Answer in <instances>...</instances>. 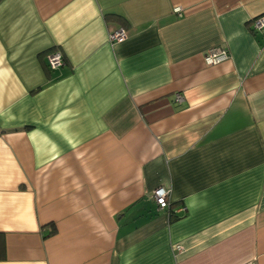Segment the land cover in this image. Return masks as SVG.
Segmentation results:
<instances>
[{
    "label": "crops",
    "instance_id": "obj_1",
    "mask_svg": "<svg viewBox=\"0 0 264 264\" xmlns=\"http://www.w3.org/2000/svg\"><path fill=\"white\" fill-rule=\"evenodd\" d=\"M259 14L264 0H0V264H264ZM212 47L228 58L206 65Z\"/></svg>",
    "mask_w": 264,
    "mask_h": 264
},
{
    "label": "built area",
    "instance_id": "obj_2",
    "mask_svg": "<svg viewBox=\"0 0 264 264\" xmlns=\"http://www.w3.org/2000/svg\"><path fill=\"white\" fill-rule=\"evenodd\" d=\"M173 11L177 14H181L182 9L180 6H175ZM251 30L254 32H264V14H259L250 20ZM127 37V30L125 27L120 26L108 30L107 39L111 43L122 42ZM229 56L228 51L223 47L209 48L203 54V61L206 65L217 64L227 59ZM47 67L50 70L60 67L64 61L60 50L54 49L46 55ZM181 96L176 94V100H180ZM169 190L159 186L152 191L151 197L157 205V209H165L169 205ZM182 208H180L181 210ZM175 248L181 251L182 247L177 245ZM243 264H254L252 262H246Z\"/></svg>",
    "mask_w": 264,
    "mask_h": 264
},
{
    "label": "trees",
    "instance_id": "obj_3",
    "mask_svg": "<svg viewBox=\"0 0 264 264\" xmlns=\"http://www.w3.org/2000/svg\"><path fill=\"white\" fill-rule=\"evenodd\" d=\"M254 32V31H253ZM52 51V50H51ZM50 52V51H49ZM168 206H170V204L168 205ZM174 215V212H171L170 213V216H173Z\"/></svg>",
    "mask_w": 264,
    "mask_h": 264
}]
</instances>
